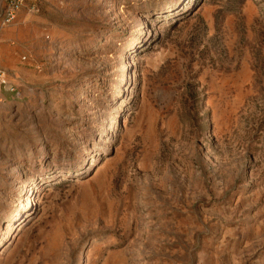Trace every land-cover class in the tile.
<instances>
[{"label": "rangeland", "instance_id": "rangeland-1", "mask_svg": "<svg viewBox=\"0 0 264 264\" xmlns=\"http://www.w3.org/2000/svg\"><path fill=\"white\" fill-rule=\"evenodd\" d=\"M38 7L0 28V264H264V0Z\"/></svg>", "mask_w": 264, "mask_h": 264}, {"label": "built area", "instance_id": "built-area-1", "mask_svg": "<svg viewBox=\"0 0 264 264\" xmlns=\"http://www.w3.org/2000/svg\"><path fill=\"white\" fill-rule=\"evenodd\" d=\"M39 0H7L2 13H0V28L14 23L23 10L35 12L39 9ZM26 58V57H25ZM0 87L8 92L15 93L16 85L11 80L9 71L0 64Z\"/></svg>", "mask_w": 264, "mask_h": 264}, {"label": "crops", "instance_id": "crops-1", "mask_svg": "<svg viewBox=\"0 0 264 264\" xmlns=\"http://www.w3.org/2000/svg\"><path fill=\"white\" fill-rule=\"evenodd\" d=\"M9 30H11V29H9ZM9 30L6 28L4 31H2L1 32V34H0V44H1V51H0V62H2V60H3V58H4V56H5V51H4V49H5V44H6V41H8L9 39H8V37H9V34H11V32H9ZM4 55V56H3ZM6 94H8V92H6L4 89H2L1 87H0V101H2V102H7V101H9L8 99H7V96H6Z\"/></svg>", "mask_w": 264, "mask_h": 264}, {"label": "bare ground", "instance_id": "bare-ground-1", "mask_svg": "<svg viewBox=\"0 0 264 264\" xmlns=\"http://www.w3.org/2000/svg\"><path fill=\"white\" fill-rule=\"evenodd\" d=\"M126 65H127V63L125 64L124 68L122 69L123 71H125V69H126V67H127ZM118 125H119V124H118Z\"/></svg>", "mask_w": 264, "mask_h": 264}]
</instances>
